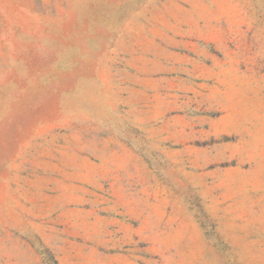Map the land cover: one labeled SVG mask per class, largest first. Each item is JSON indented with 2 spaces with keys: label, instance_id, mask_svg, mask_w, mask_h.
Returning a JSON list of instances; mask_svg holds the SVG:
<instances>
[{
  "label": "rangeland",
  "instance_id": "rangeland-1",
  "mask_svg": "<svg viewBox=\"0 0 264 264\" xmlns=\"http://www.w3.org/2000/svg\"><path fill=\"white\" fill-rule=\"evenodd\" d=\"M0 264H264V0H0Z\"/></svg>",
  "mask_w": 264,
  "mask_h": 264
}]
</instances>
